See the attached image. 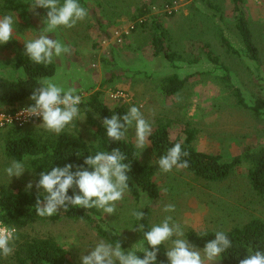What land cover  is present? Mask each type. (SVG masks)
<instances>
[{"label":"rangeland","instance_id":"rangeland-1","mask_svg":"<svg viewBox=\"0 0 264 264\" xmlns=\"http://www.w3.org/2000/svg\"><path fill=\"white\" fill-rule=\"evenodd\" d=\"M210 1L220 8L222 21L201 0H86L82 5L88 11L85 20L70 29L60 27L46 33L71 48L70 54L54 57L57 69L51 78L65 89L75 88L82 99L94 91H100V99L110 107L122 105L128 111L135 105L151 124L152 130L158 124H167L171 138L183 140L185 130L191 129L195 133L193 145L198 151L231 158L249 146L262 144L264 0H245L243 5L253 42L258 49L259 65L257 61L247 58L246 49H243L235 30L232 0ZM31 3L32 0H27L30 18L27 27L14 28L13 39L0 44V75L9 79L15 80L23 75L21 70L10 67L17 50L24 48V40L38 36L45 27L43 19L47 10L40 7L35 11L30 10ZM166 5L171 13L165 10ZM141 6H147L148 12L143 16L147 24L142 28L135 26L118 42L114 31L123 30L137 20L130 17ZM153 18L170 31L172 43L180 50L198 54L207 45L228 67L232 83L241 89L245 103L256 112L237 105L228 84L219 80L221 72L212 71L211 63L194 66L182 64L181 68H173L162 57L154 56ZM217 26L223 30L237 53L226 52L217 37ZM209 68L212 69L210 74L192 76L178 93L167 96L162 92L163 75L177 73L183 77L184 74L207 71ZM117 91H122L125 97L114 99L112 96ZM41 122L34 121L21 127L23 132L43 129L39 125ZM65 129L78 131L85 139H91V131L81 114ZM125 138L135 146L134 127L128 128ZM137 150L140 160L154 167V181L160 187V196L150 203V224L159 223L165 215H171L181 223L186 235L188 230L227 231L235 225H243L252 217L264 220V197L258 196L249 184L248 163L240 165L228 179L210 182L184 168L174 167L170 172H162L150 144L143 150ZM11 162L4 156L0 140V190L4 186L28 190L26 185L32 181L33 188L30 190L37 191V181L26 167L20 177L10 179L5 174L4 169ZM169 203L175 205V211L165 213L163 206ZM145 204V199L136 202L126 191L124 198L116 202L113 215L98 209L105 222L117 234L120 232V241L128 245L125 250L141 244L139 232L131 229L136 224L131 212ZM21 232L32 237L54 239L70 258L79 263L81 252L87 254L90 245L103 239L89 223L67 218L35 222ZM164 245L167 248L168 242ZM10 256L2 257L0 264H14ZM215 264L223 263L219 260Z\"/></svg>","mask_w":264,"mask_h":264},{"label":"trees","instance_id":"trees-1","mask_svg":"<svg viewBox=\"0 0 264 264\" xmlns=\"http://www.w3.org/2000/svg\"><path fill=\"white\" fill-rule=\"evenodd\" d=\"M86 0H79L81 5ZM245 0H232L235 18V30L246 49L247 58L257 61L259 65L258 49L253 42V35L249 27L248 16L244 11ZM62 2V0H61ZM209 10L222 21L220 8L210 0H201ZM194 5V4H192ZM147 6H141L136 13L131 15V20L138 19L147 14ZM195 11H198L193 6ZM12 15L14 18V28L27 27L29 23V11L27 0H0V17ZM20 19V20H19ZM152 47L154 56L162 57L167 64L173 68H181L182 64L194 66L201 63H211V68L207 71H195L184 74L183 77L177 73L163 75L161 79L162 92L167 95L178 93L192 76L210 74L212 71H220L219 80L225 82L236 98L239 107L256 112L245 103L241 89L231 81L228 67L219 60L217 55L209 50L205 45L198 54L187 53L180 50L172 43L170 31L162 26L155 18L151 21ZM147 24V20L137 25L142 28ZM217 37L228 53H237L232 47L230 40L224 34L220 26H217ZM10 67L14 70H21L22 77L9 79L0 75V112L13 113L18 109L34 104L30 100L38 78L53 77L56 73L57 65L55 59L48 65L36 64L32 62L24 53V48L17 50L11 59ZM80 114L84 116L86 125L91 131V139H85L78 131L65 129L60 134L46 131L44 128L23 132L22 127L11 126L0 129V140L6 159L11 161L19 160L33 174L38 181L39 173L50 170L53 166H64L67 163L73 165L83 164L84 158L96 151H111L113 148H120L126 154L127 163L131 164V171L128 173L129 190L127 191L136 202L142 199L147 201L142 211L145 212V219L139 223L145 224L148 228L150 224L151 208L150 203L160 196V187L154 181L155 169L152 165L143 163L140 160L139 151L128 139L121 141L109 140L106 129L103 127L104 117H111L113 113L123 115L127 109L122 105L110 107L100 99V91H94L88 97L82 99L79 105ZM41 120H39L40 122ZM185 138H171L167 124H158L151 132L148 140L152 152L159 158L165 154L175 143H180L182 149L189 153L182 156L181 160L188 161L185 170L191 172L196 177L210 182H222L233 175L234 171L243 163H248L247 178L253 191L260 197H264V143L249 146L240 154L231 158H224L220 154L206 153L198 151L193 145L195 133L191 129L185 130ZM87 167V165H85ZM75 168H73V171ZM73 190L69 189V195ZM38 192L34 190H21L2 187L0 190V220L7 226L16 229L17 239L14 243V251L10 258L14 264H81L69 257L68 252L52 238L32 237L21 231L27 226L47 220H60L63 218L73 220H83L92 225L97 235L106 242L115 243L118 240L122 248L128 245L120 241L116 231L109 226L97 208L85 209L83 207L69 206L65 211L60 209L51 217H40L35 212V202ZM43 193L41 194V196ZM42 198V197H41ZM137 223V221L135 220ZM139 232L140 243L143 233ZM232 241L230 248L222 257L223 264H238L239 259L247 255V246L264 251V220L259 217H252L243 225H235L224 231ZM206 235H202L205 234ZM215 231H194L188 230L186 237L190 243L202 249L204 244L214 238ZM147 247V244H145ZM166 246L162 244L157 253L156 264H167L165 255ZM143 258V253H137ZM3 256H0V260Z\"/></svg>","mask_w":264,"mask_h":264},{"label":"clouds","instance_id":"clouds-1","mask_svg":"<svg viewBox=\"0 0 264 264\" xmlns=\"http://www.w3.org/2000/svg\"><path fill=\"white\" fill-rule=\"evenodd\" d=\"M29 7L33 11L37 7L44 8L47 12L43 19V31L34 38L24 40L25 55L36 64L48 65L53 62L54 57L70 54V47L46 33L60 27H74L87 18V9L79 0H32ZM14 22L12 15L0 17V44H6L13 39ZM37 85L29 97L34 104L21 109L18 117H40L42 122L39 125L56 134H60L74 120L80 118L79 105L82 98L75 88L65 89L50 77L38 78ZM102 124L109 140H123L128 128L134 127L135 147L143 150L150 144L148 138L152 126L135 105L122 116L113 113L110 118L104 117ZM188 155L180 143H175L165 154L159 156L156 164L165 173L172 171L174 167L187 168L188 161H182L181 157ZM125 161L126 154L120 148H113L111 151L89 154L84 158L83 164L67 163L62 167L53 166L50 170L41 171L35 183L38 192L34 205L36 214L40 217H51L60 209L67 211L69 206H75L85 209L97 208L113 215L116 202L122 200L125 192L129 190L128 173L131 171V164ZM25 169L23 162L13 160L4 171L11 179L13 176L20 177ZM32 188L33 182L29 181L26 189ZM69 189L73 190L72 195L68 194ZM141 209L143 206L139 210H132L131 215L137 223L131 229L142 232V240L146 243L125 250L118 240L113 244L100 239L87 248V254L81 252V264H156L159 248L165 242H168L165 251L167 264H215L233 246L229 236L218 230L215 231L214 238L208 240L202 249L197 248L185 237L181 223L175 221L171 215H165L159 223L146 228L145 224L139 223L145 219V212ZM163 211L174 212L175 205L165 204ZM17 238L15 228L0 223V256L6 258L13 254ZM138 252L144 254L143 258ZM238 264H264V251L247 246V255L239 259Z\"/></svg>","mask_w":264,"mask_h":264},{"label":"built area","instance_id":"built-area-1","mask_svg":"<svg viewBox=\"0 0 264 264\" xmlns=\"http://www.w3.org/2000/svg\"><path fill=\"white\" fill-rule=\"evenodd\" d=\"M165 10L171 13L170 7L168 5L165 6ZM145 19L143 17L138 18L133 23H131L129 26L124 28L123 30H115L114 31V37L118 40V42H121L122 36L124 34H128L129 31L133 30L135 26L138 24H141ZM114 99L116 98H124L125 94L122 91H117L112 96ZM23 109V108H21ZM21 109L16 110L13 113L1 111L0 112V129L10 127V126H17L21 127L26 124H29L34 121H42V118L40 117H25V116H19L18 113L21 111ZM0 223H3L0 220Z\"/></svg>","mask_w":264,"mask_h":264}]
</instances>
